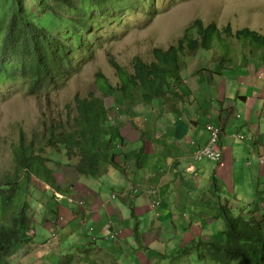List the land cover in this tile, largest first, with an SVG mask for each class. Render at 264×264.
I'll use <instances>...</instances> for the list:
<instances>
[{
	"label": "rangeland",
	"instance_id": "obj_1",
	"mask_svg": "<svg viewBox=\"0 0 264 264\" xmlns=\"http://www.w3.org/2000/svg\"><path fill=\"white\" fill-rule=\"evenodd\" d=\"M36 1L34 10L37 11V17L33 19H35L37 24H44V26L53 24L58 27L57 31L60 30L67 33V24L59 23L57 18L55 21L52 20L49 12H41L39 8L40 2L39 0ZM150 1L129 0V6L126 10L124 9L116 14V18L113 16H100L98 14H101V12L98 10H86V17H88L89 23L92 24L91 30L88 33L81 26L79 28L85 40L91 39L93 48L96 51L78 72L67 75L58 85L52 87L50 90L39 94H30L26 84L22 80H0V183H2L3 189H7V182L4 181V177L6 175L14 176L17 173L13 150L14 147L18 146L21 132L24 134L26 143L35 141L37 147H39V142L42 141L41 145H44L49 127L62 126L64 127L63 131H65L67 130L68 123L71 124L72 119H76L79 116L77 99H89L92 92H98L99 90L97 95L102 97L106 107L110 111V122L113 123L121 135L122 124L126 126L131 122L138 125L137 120L134 119L137 118L134 112H138L144 106V104H139L143 103L142 98L136 95L137 100L135 102H131V100L125 98L120 88L121 83L117 71L111 64L112 59H115L131 73H134L135 58L141 59L146 66H149L156 62L154 57V50L156 48H160L163 51L177 48L180 45V41L187 35V32L191 31L194 39H197L200 27L214 23L222 33V41L215 42L213 49L210 51L202 49L201 46L196 51L185 47L183 53L179 52V64L183 82L185 83L183 86H186V89H182L181 84L183 83L181 81H176L173 88L174 90L176 89L174 92H197L196 97L198 99L193 96V99L196 100L193 106L197 107L200 105L203 110H208V97H218L216 90L219 88V83L223 79H226V82L229 83L226 89L228 97L235 100L234 93L239 87L241 90L244 89L246 93H249V97H252L256 84L246 85V76H252V74L247 73L248 62H251L255 67L264 66L255 63L257 61L260 64L259 57L253 56L251 47L242 43L238 39L237 34L244 30V28H249L250 31L259 33L264 37V0H156L158 3L157 8L152 14H147L142 9L133 6V3H139V7H141L143 2ZM198 22L200 25L197 24ZM227 26L231 28L232 35L227 33ZM49 27L51 28V26ZM224 47L227 48L224 49ZM226 49L232 50L227 53L224 51ZM259 53L261 54L260 58H263V53ZM75 57H80V52H77V56ZM81 60L79 59V61ZM228 68L233 69L230 71ZM103 73L106 75V79L118 88V91L114 92V94L104 95L98 88V84L101 83L99 74L103 75ZM210 77L216 78V86H212V82H209ZM205 81L208 82L207 87H203V84L207 85ZM105 90L108 91L107 84L105 85ZM172 100L175 101L174 99ZM172 100L166 98L154 101L158 102V104L161 101H165V105L169 106ZM255 101H253L254 104L251 103V106H255ZM263 101L259 102L261 108H264ZM191 106L185 104L184 108L189 109ZM241 106L245 109L242 102L237 103L238 108H241ZM192 110L193 112L195 111L194 109ZM191 117L195 119L194 114ZM204 120L208 124V120ZM208 126L218 128L211 124ZM234 131L235 128L233 127L228 133L236 136L237 133ZM123 134L126 137V131ZM134 134L137 137L138 133L136 130ZM134 134L128 135L129 140L133 139ZM114 142L116 143V153L122 155V162L126 164L128 171L131 169V166L134 169L139 168L140 162L139 166H137L135 160L137 154L131 158L130 149L124 143L126 142V138L122 135V140L117 138ZM228 143H233V149L236 151L238 149L239 152L236 153L235 165L231 169H224V180L218 178L220 187L217 189V201H220L222 205H225L227 200L230 201V207L234 215L238 216L241 214L246 217L250 209L253 211L257 210L258 191L264 188V179L260 177L264 173V162L247 163L248 149L246 146H249L248 141L240 142L235 138L233 142L230 141ZM217 150H222V153L225 154L221 147V139L218 140ZM261 153L264 154V149L261 150ZM40 154L48 159V165L54 171L58 181L56 185H46L45 178L35 177V180L32 181L33 184L28 185V197L22 200V202L27 200L28 204L26 213L32 227L27 231V234L31 242L21 246L13 256L7 259L6 264H62L63 261L65 264H84L86 263L84 260L80 262V260L68 258L71 251L75 252L76 250V247L70 250V246L78 244L83 234L86 235L85 245L89 244V247L93 248V259L100 260L102 264H118L119 262L120 264H130L129 255L132 252L128 251V242L121 239L122 234H119V240L115 243H110L106 240L107 237L118 233L119 227L122 228L123 232L126 230L128 235H134L135 232L132 230L133 227L126 224H131L132 211L126 208L127 205L123 200L126 192L123 195L121 194V181L124 178L121 177L120 171L113 169V172L109 171L108 175L103 174L101 178L78 176L74 172L73 167V164L77 160H73L72 155L70 156L69 154L68 146L64 144H59L58 148L46 146L45 144V150ZM255 158H253L254 161L257 159ZM204 161L212 162L213 160ZM239 161L240 166H238ZM197 162L202 161H193L195 164H198ZM213 164L216 166V163ZM111 165L105 168L111 167ZM225 166L226 163L222 165V167ZM141 172L142 170H139V175ZM136 175L138 174L134 173L131 177ZM228 175L235 177V189L230 185V181L227 179ZM69 177H72V179ZM199 179L207 184L202 183L200 185L203 186V189L208 185H211L212 188V183L215 184L217 182L214 178L206 179L199 177ZM101 184L107 189L101 190L102 187L98 189V186ZM14 186L15 184L8 187V190ZM65 186L66 188L72 186L71 193L74 194L76 190V199L84 201V205L87 208L92 207L95 197L101 200L103 204L106 201V208L109 210L110 201H112V206L116 207V211L120 212L122 216L124 214L126 221L122 223V217L116 219L110 218L112 213L118 216L121 215L112 210L107 211L105 225L101 221L98 224L104 227L95 229L96 219H86L87 221L84 220L85 224H83L84 221L81 223V219L76 220L72 216L76 208L67 200L63 206L65 211L69 212L67 224L64 221L66 217L60 215L65 211L60 210V214L54 211V208L60 209L58 205H60V201H62L64 196L61 195L60 188ZM127 186V184L124 185V187ZM57 187L59 188L57 189ZM211 188L209 193L207 190H205V193L213 195ZM89 190L95 191L96 195L88 196L86 192ZM128 190L131 192L130 186ZM233 192H235V195H230ZM116 195L118 196L117 200H115ZM104 196H106L105 200L103 199ZM130 201L131 195L129 196V203ZM204 201L207 202L206 207L203 204ZM217 201L215 200V203H212L211 207L209 206V200L204 199V197H202V202L199 199L189 200L188 197L187 203L191 204L189 205V211L194 216L205 212L213 220V223L209 224L200 217L195 216L190 221L195 228L198 226L195 231L218 234L219 231H223L226 228L222 217L219 216L220 211L216 210V207H213L217 206ZM79 204L82 205L83 202ZM85 207L81 208L84 214L86 212ZM133 208H139L145 212L143 214L144 222L149 221V216L152 213L156 214L158 212V209H151L150 204L145 200H143L141 206L135 204ZM124 209L126 210L124 211ZM259 209L260 212L254 213L255 216L253 218L263 222L264 201L263 207ZM90 213L87 212V214ZM114 223L116 226H114ZM79 225H81V228H79ZM105 227L108 228L107 232L103 230ZM192 236L193 239L196 238L194 233ZM127 239L130 241L131 237ZM217 239L220 240L218 237ZM105 245H107L108 249L103 247ZM123 248L124 253L126 252L127 254L125 255L126 258H123V255L110 259L104 253L107 251L110 254H122ZM190 251L191 255L185 260H175V262L173 261V256H152L157 258V263L154 264H220L212 262L210 256L205 254L203 248L200 252L193 245ZM82 252L84 253V251ZM75 253L80 254V252ZM201 253L203 257L200 258ZM149 255L148 253L145 254L146 258H151Z\"/></svg>",
	"mask_w": 264,
	"mask_h": 264
},
{
	"label": "trees",
	"instance_id": "obj_2",
	"mask_svg": "<svg viewBox=\"0 0 264 264\" xmlns=\"http://www.w3.org/2000/svg\"><path fill=\"white\" fill-rule=\"evenodd\" d=\"M128 1L39 0L41 12H49L52 20L55 21L57 18L59 23L67 24L68 32L64 33L57 31L58 27L53 24H49L51 28L44 24H37L33 19L37 17V11L34 10L36 0H0V80H22L30 94H39L55 87L67 75L78 72L96 51L91 39L85 40L79 28L81 26L88 33L91 30L92 24L86 17V10H98L101 12L98 14L100 16L116 18V14L129 6ZM157 4L156 0H151L143 2L141 7L139 3H133V6L147 14H152ZM197 24L200 25L199 22ZM227 33L232 35L229 26H227ZM198 35L199 37L194 39L193 33L189 31L180 41L179 47L168 51L155 49L156 62L149 66H146L141 59L135 58L134 73L112 59L111 64L117 71L120 88L125 98L135 102L136 97L139 96L143 102L139 104L153 107L156 105L154 100L164 98L167 91L176 94L174 92L176 89H173L175 82L181 81L184 84L179 52L183 53L185 47L196 51L201 46L202 49L210 51L215 42L222 41V33L214 23L200 27ZM237 35L242 43L251 47L253 56H258L259 58H256L264 63V56L260 58L259 53L264 55V37L250 31L249 28H244ZM231 50L224 51L229 53ZM77 52H80V57H75ZM79 59L82 60L79 61ZM99 77L101 83L98 84V88L104 95L118 91V88L106 79L104 73L99 74ZM106 84L108 91L105 90ZM98 92H92L89 99H77L79 116L72 119L71 124L68 123L65 131L62 126L49 127L48 136L44 140L46 146L58 148L59 144L67 145L70 156L72 155L73 160H77L73 164L74 172L85 178H101L105 174L106 166L119 165L113 142L116 134L115 127L111 125L110 111L102 97L97 95ZM41 142L39 147L35 141L26 143L24 134L21 132L18 146L13 150L17 173L14 176L4 177L7 189H3L0 183V264H6L7 259L13 256L21 246L31 242L27 234L32 227L26 213L28 204L27 200L22 202L28 197V185L33 184L35 177L45 178L46 185H56L58 181L54 171L48 165V159L40 154L45 150V144L41 145ZM135 160L139 166L137 156ZM120 172L126 175L128 172L126 164ZM13 184L15 186L8 190V187ZM71 187L65 186L60 190L65 196H69ZM217 189L219 185L215 183L213 191L217 193ZM127 206L128 210H131L132 206L130 204ZM54 209L58 214L60 209ZM67 214L66 211L60 215L67 217ZM219 215L226 226L222 234L225 241L206 246L205 254L210 256L211 261L220 264H264V221L260 222L254 218L247 220L245 217L235 216L228 206L222 205H220ZM133 231L140 246H146L140 238V233H137V226ZM74 247H76L75 252L80 254L71 251L68 258L80 260V262L84 260L86 261L84 264H100L93 259V248H90L89 244L81 247L70 246L69 249ZM62 264H65L64 261Z\"/></svg>",
	"mask_w": 264,
	"mask_h": 264
},
{
	"label": "crops",
	"instance_id": "obj_3",
	"mask_svg": "<svg viewBox=\"0 0 264 264\" xmlns=\"http://www.w3.org/2000/svg\"><path fill=\"white\" fill-rule=\"evenodd\" d=\"M255 63L260 66H264V64H259L257 61ZM228 69L231 71L233 68ZM260 70H264V67H255L251 62H248L247 73L252 74V76H246V85L256 84V89L255 92L252 93V97H249V93H246L244 89L241 90L240 87L234 93L235 100L231 97H228L226 89L228 88L229 83L226 82V79H223L219 83L218 90H216L218 97H208V110H203L200 105L197 107L193 106L196 102V100L193 99V96L198 99L196 97L197 92L191 93V91H180L172 97L175 101H172L169 106L165 105V101H161L160 104L156 102V105L153 107L151 105L149 107L143 106L138 112H134V115L137 117L134 119L137 120L138 125L132 124L130 122V124L121 127V133L124 138H126V146H128L130 149L129 151L131 158L137 154L140 162V166L136 172L138 175L136 176L135 181L137 184H139L138 186L142 187L144 192L141 194V197H144V199H138L135 204L141 206L143 200H145L147 203L148 201L150 202L151 209H158L156 214L152 213L149 216L148 222H144L143 214H145V212L139 208L132 209L135 204L131 205V224H126L133 228L137 226V231L140 233L145 245L151 250H155L156 252H164V247L161 244H163V241H167L163 240V238L166 237H170L168 240L173 241H177V238L179 237H185V242H188L192 239V235L194 233L196 240L199 238L210 239V236L205 234V232L194 231L193 223H191V229L183 233L185 228H188V223L186 220L187 215L192 216L191 220H193L195 216H198L209 224L213 223V220L205 212L194 216L191 211H189V205L191 204L187 203V199L189 197V200L199 199V201L202 202V197H204V199L209 200V206H211L212 203H215V197L212 199V195L208 194L210 185L203 189V186L200 185L204 182L200 180L199 177L211 179L213 176H215L217 179L222 178V180H224V169H231V167L235 165L236 153L239 152L238 149L237 151L233 149V143L228 142H233V139L235 138L238 139L237 136L245 137L246 140L244 141L238 140L240 142H249V146H246L248 149L247 159L252 160V162H258L257 159L259 157L264 158V154L261 153V150L264 149V108H261V104H259L261 100H264V71ZM209 82H212V86L217 85L215 84V77H210ZM205 83L207 85L203 84V87L208 86V82L205 81ZM183 85L185 84H182L181 87L183 90H185L186 86ZM177 100H179V102H177ZM254 100L256 101L255 106L253 107L251 106V103L254 104ZM239 102L244 104L245 109L242 106L241 108L237 107V103ZM185 104L192 106L189 109H185ZM192 109L195 111L193 112ZM192 114H194L195 119L191 117ZM239 116L240 119H238ZM203 118L208 120V124ZM209 124L214 125L215 127H221V130L223 131L221 136V147L225 152V167H219L217 164L216 166L213 164L215 167H217L215 168L212 165L213 162L208 161V163L206 161L197 162L198 164L193 163L194 160L192 156L194 151L197 148L202 149L200 147L206 146L210 140V135L206 129V126ZM233 127L237 133L236 136H234V134L228 133V131ZM135 130L138 133L137 137L134 134ZM124 131H126V137L123 134ZM131 134H134V137L132 140H129L128 135ZM253 158H255L256 161H254ZM238 166H240V161ZM113 169H115V167L112 166L110 172H113ZM139 170H142L140 175ZM135 171L136 169L131 166L129 174H132ZM260 177L264 179V173L261 174ZM69 178L72 179V177ZM227 179L230 181V185L233 187V189H235V177L228 175ZM126 182L127 178L125 181L123 179L121 181L122 185H125ZM204 184L207 185L206 183ZM100 187H102V189ZM98 189L104 190L107 188L103 187L101 184L98 186ZM149 189L159 191V197L157 200L161 201L160 208H153V201L150 199V196L147 193V190ZM127 190L126 195L123 196V200L125 201L126 205L129 204ZM205 190H207L208 193H205ZM88 192H86L88 196L96 195V192L93 190H89ZM62 195H64V193H62ZM230 195H235V192L230 193ZM75 196L76 190L74 194L71 193L69 196H65V200L60 201V210L65 211L63 208L64 202L68 200V202L76 208V210L72 213V216L76 220L81 219V223L82 221L89 218H92L93 220L96 219V227L93 226L95 229L104 227L99 226L98 224L101 221L105 225L107 211L112 210L113 212H117L116 207L112 206V201H110L111 205L109 210L106 208V201L103 204L101 200L95 197V199H93L92 207L87 208L84 205V201L77 200ZM257 196L261 201L258 200L256 202V211H253L252 209L248 211L246 215L248 219L253 218L255 214L260 212L259 208L263 207L264 188L263 190L258 191ZM105 197L106 196L103 197L104 200ZM117 199L118 196L116 195L115 200ZM82 202L83 204L80 205L79 203ZM203 204L206 207L207 202L204 201ZM77 207L79 208V211ZM83 207H85L86 210L85 214L81 209ZM213 207H216L215 209L217 210L218 201L217 206ZM126 208H128V206ZM125 210L126 209H124V211ZM87 212L91 213L87 214ZM117 213L120 214V212ZM68 216L69 212L67 217L64 219L66 223ZM118 217L123 218L122 223L126 221L124 214L123 216H118L113 213L110 215V218L113 219ZM155 218L157 220L156 222ZM83 224H85V221ZM114 226H116L115 223ZM79 228H81V225H79ZM103 230L104 232H107L108 228L105 227ZM118 234H122L121 239L128 242V251L133 252V256H131V258L136 260L137 264H152L150 261H146V257L142 252H140L135 238H133L134 235H128L126 230L123 232L121 227H119ZM216 234L217 233L212 236H217ZM85 236L86 235L83 234V236H81L79 239L78 244L72 246L81 247L85 245ZM128 237H131L130 241L127 239ZM103 247L108 249L107 245ZM104 253L110 259H115L121 255L118 253L110 254L107 251Z\"/></svg>",
	"mask_w": 264,
	"mask_h": 264
},
{
	"label": "clouds",
	"instance_id": "obj_4",
	"mask_svg": "<svg viewBox=\"0 0 264 264\" xmlns=\"http://www.w3.org/2000/svg\"><path fill=\"white\" fill-rule=\"evenodd\" d=\"M157 49V48H156ZM260 64H264V63H261L260 62ZM181 74H182V72H181ZM182 78H183V76H182ZM185 84V83H184ZM182 85V84H181ZM177 92H179V91H176L175 93H177ZM168 94V95H167ZM166 94V96L164 97V98H162V99H166V98H169V99H173L172 97L173 96H175L176 94H172L171 92H168ZM173 101V100H172ZM171 101V102H172ZM171 102L169 103V104H171ZM144 106H147V107H149L150 105H144ZM238 119H240V116L238 117ZM111 125H113V123H111ZM114 126V125H113ZM121 126H123V124L121 125ZM115 127V126H114ZM208 127H211V126H206V129H207V131H208V133H209V135H210V140H209V142H208V145H209V143H210V141H211V132L208 130ZM214 128V127H213ZM219 128V127H218ZM214 129H217V128H214ZM218 130V129H217ZM115 136L113 137V142L114 141H116L117 140V138H119L120 140H122V135L119 133V131H118V129H116L115 128ZM222 134H223V131H221V130H219V139H221V136H222ZM237 138L239 139V140H242V141H244V140H246L245 139V137H239V136H237ZM125 144H126V142H124ZM116 145V143L114 142V146ZM208 145H206V146H204V147H200V148H206ZM198 149V148H197ZM197 149L194 151V153H193V156H192V158H193V160L194 161H204V160H210V159H197L196 158V153H197ZM116 151V150H115ZM116 156H118L117 157V162L119 163V164H121V165H111V167L113 166V167H115V169H117V170H119L120 171V169L122 168V167H124L125 166V164H123V162L121 161L122 160V155L119 153H116ZM258 162H264V158L263 157H259L258 159ZM213 163H216V164H218L219 165V167H222V165L223 164H225V162H224V154H223V158H222V160L220 161V162H215V161H212ZM247 163H253L252 162V160H249L248 159V161H247ZM111 167H108V168H105L104 170H105V174H107L108 175V172L110 171V169H111ZM137 170H138V168L136 169V171L134 172V173H136L137 172ZM121 173V172H120ZM134 173H132V174H134ZM104 174V175H105ZM132 174H129V171L128 172H126V175L125 174H122L121 173V177H123L124 178V180H126V178H127V184H128V186L127 187H124V185H122L123 187H122V193L121 194H124L125 192H126V190L129 188V186L131 187V192L129 191V190H127L128 192H127V194H128V196H130L131 195V201H130V205H134L135 204V202L138 200V199H144V197H141V194L144 192L143 191V189H142V187L141 186H138L139 184H137V182L135 181V178H136V176H134V177H131L132 176ZM77 175V174H76ZM129 175V176H128ZM79 176V175H78ZM81 176V175H80ZM128 176V177H127ZM82 177V176H81ZM105 178H107V177H105ZM212 178H214L217 182V184H218V179L215 177V176H213ZM211 178V179H212ZM125 185H126V183H125ZM219 185V184H218ZM220 187V186H219ZM59 187H57V189H58ZM210 188H211V185H210ZM214 183H212V188H211V192H212V194L213 195H215V196H213L212 195V199H213V197H215V200L217 201V194H218V192L217 193H215L214 191ZM147 193H148V195L150 196V199L153 201L152 203H153V208H160V206H161V201H158L157 199H158V197H159V191L158 190H151V189H149V190H147ZM115 194V193H114ZM57 195H58V193H57ZM61 195H62V193H61ZM63 200H65V196H63V199H62V201ZM155 200V201H154ZM219 202L220 201H218V211H220V205H222L221 204V202H220V205H219ZM148 203L150 204V202L148 201ZM230 204H231V202L230 201H226V204L225 205H222V206H228L230 209H231V207H230ZM150 206H151V204H150ZM232 210V209H231ZM233 212V211H232ZM234 214V213H233ZM220 216V215H219ZM238 216H242V217H245V216H243V215H238ZM247 220H249V219H251V218H247V217H245ZM191 219H192V216H190V215H187L186 216V220H187V223H188V228H185V231L183 232V233H185L186 231H188V230H190L191 229ZM197 226V225H196ZM135 228V227H134ZM134 228H133V230H134ZM197 228H198V226H197ZM197 228H195V227H193V230L195 231ZM223 232H225V229L223 230V231H219L218 232V234H216L217 236H212V235H214L215 233H213L212 234V232H209V233H206L205 232V234H208L209 236H210V239H208V238H199L198 240H196V238H192V240H190V241H188V242H185V237L184 238H181V237H179V238H177V241H173V240H168L170 237H166V238H163V240H167V241H163V244H161L163 247H164V252H156L155 250H151L149 247H147V246H143L142 247V245L140 246V244H139V242H137V240H136V238H135V241H136V244H137V246H138V248H139V250H140V252H142L143 254H144V256H145V254H150L149 256H151V258L149 257H147L146 258V261H150L152 264H154V263H157V258H155L154 256H158V255H160V256H167V255H169V256H173V261L175 262V260H185L187 257H189L190 255H191V251H190V249H191V247H193V245H195L196 246V248L197 249H199V251L201 252V249L203 248L204 249V251L206 252V249H207V247L206 246H208L209 244H218V243H224V241H225V238H224V236L222 235L223 234ZM137 233H139L138 231H137ZM135 235V234H134ZM135 237V236H134ZM217 237L218 238H220V240H218L217 239ZM140 238H141V240H143L142 239V237L140 236ZM93 240V239H92ZM97 240H99V239H97ZM97 240H95V241H97ZM107 241H109L110 243H115V242H117L118 240H119V234L118 233H116V234H114V235H111V236H109V237H107V239H106ZM142 243H143V241H142ZM190 243V244H189ZM191 243H193V244H191ZM204 244H206V245H204ZM145 245V244H144ZM124 255V256H123ZM125 255H127L126 254V252L125 253H123V254H121V255H119V257H121V256H123V258H126L125 257ZM152 255H154V256H152ZM207 255V254H206ZM131 256H133V252L129 255V261H130V264H137L136 263V260H134V259H132L131 258ZM146 257V256H145ZM201 257H203L202 256V253H201V255H200V258ZM95 260H97V259H95ZM200 260V259H199ZM97 261H99V263L100 264H102V262L100 261V260H97ZM201 261H203L202 259H201ZM118 264H120V262L118 263ZM204 264V263H203Z\"/></svg>",
	"mask_w": 264,
	"mask_h": 264
},
{
	"label": "built area",
	"instance_id": "obj_5",
	"mask_svg": "<svg viewBox=\"0 0 264 264\" xmlns=\"http://www.w3.org/2000/svg\"><path fill=\"white\" fill-rule=\"evenodd\" d=\"M208 130L211 132V141L206 148H203L200 151H197V159H210L215 162H220L223 158L222 150H217L218 140H219V130L214 129L213 127H208Z\"/></svg>",
	"mask_w": 264,
	"mask_h": 264
},
{
	"label": "bare ground",
	"instance_id": "obj_6",
	"mask_svg": "<svg viewBox=\"0 0 264 264\" xmlns=\"http://www.w3.org/2000/svg\"><path fill=\"white\" fill-rule=\"evenodd\" d=\"M217 129H218V130H221V127H220V128H217ZM221 131H222V130H221ZM200 150H202V149H199V148L197 149V151H200Z\"/></svg>",
	"mask_w": 264,
	"mask_h": 264
}]
</instances>
